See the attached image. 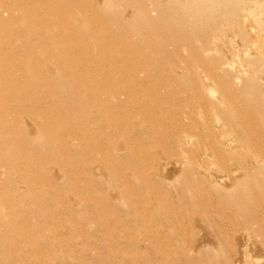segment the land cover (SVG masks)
<instances>
[{
    "label": "bare ground",
    "instance_id": "bare-ground-1",
    "mask_svg": "<svg viewBox=\"0 0 264 264\" xmlns=\"http://www.w3.org/2000/svg\"><path fill=\"white\" fill-rule=\"evenodd\" d=\"M102 75L139 93L133 108L143 117L133 124L141 135L148 123L171 130L176 157L157 154L162 161L140 181L120 167L137 163L124 140L79 142L100 132L99 113L125 107L119 94L101 97L89 85ZM17 79V88L0 87V264H154L87 254L84 245L55 252L63 222L69 232L74 223H102L72 221L88 206L116 225L123 212L128 221L155 218L173 229L197 225L188 261L264 264V0H0V82ZM167 83L176 84L173 94L158 91ZM90 103L94 111L83 114ZM162 107L169 122L156 113ZM53 111L59 118L51 122ZM101 144L110 149L102 160L62 161ZM75 170L85 175L70 181ZM78 182L98 190L91 202ZM135 186L147 192L146 217L132 205Z\"/></svg>",
    "mask_w": 264,
    "mask_h": 264
},
{
    "label": "rangeland",
    "instance_id": "rangeland-1",
    "mask_svg": "<svg viewBox=\"0 0 264 264\" xmlns=\"http://www.w3.org/2000/svg\"><path fill=\"white\" fill-rule=\"evenodd\" d=\"M19 22L20 20H16V24L18 26H19ZM65 47L63 46V48ZM6 64L10 66L9 70L13 73V75H15L18 70V65L16 64V61L10 60L7 61ZM18 81L19 79H17V83L15 82V80H12V82L6 81V83L1 81L0 87L17 88L19 87V85H22ZM105 82H106V78L104 77V75H102V76H98L95 79L93 78L90 79L89 85H92L93 87L96 88H100L98 90H100L101 97H106L110 94L117 93L120 95L121 100L125 102L124 109L123 108L118 109L117 107H115L109 110V111H113L112 112L113 114L115 113L119 114V116L116 118L111 112L108 113V109L99 113V115H101L103 118V120L101 121L105 120L107 122L108 120L110 121L118 120V123L120 125L119 129L114 131L109 130L108 128H105V125H107L105 121L102 122L103 124L100 121L98 124L100 126V132L98 131V129H96L94 134H92V136L88 133L84 134L83 137L79 135L80 137L79 136L78 137L81 138L82 141L79 140L78 141L80 143L85 144V142L90 143V142L100 141L102 138L103 139L105 138L106 140L109 141V143L112 144L114 142L116 143L120 141L119 139L124 140L127 147L131 151V156L134 158V160H136L137 163L133 164L132 167L129 166L127 167L125 165L123 167L122 166L120 167L122 168V171L127 169L129 171L134 172L135 176H138L139 177L138 179L140 181L141 179L146 178L147 176L145 175L146 174L148 175L155 168L157 161H162L165 159H171L176 157V154H174L175 152L171 148L173 144L169 139L171 130L168 127L159 129L157 127H154V123H148V125H145L146 128L144 127L145 128L144 133L141 135V133H139L140 131L136 130L135 127L136 125L134 124L136 122H139L143 116H141V114L137 111L138 109L133 108V106L135 107L137 105V101L139 99V93H137L136 91H131L134 90L135 88L132 87L129 89V86H127L125 82L122 81L120 82L118 81V83L116 84L110 83L109 85L106 84ZM174 86H176L175 83L163 84V86L158 87V91L161 93H165L166 89L168 90V88H170V90L172 91L168 90V92L173 94L172 92L176 91L175 89L173 90ZM77 88L87 90V86L85 85L82 86L81 84H77ZM90 88L92 87L90 86ZM128 89L131 92L130 96L126 94V92L128 93ZM177 94L180 95L181 93L177 92ZM59 95L62 96V94ZM131 96L133 97V99ZM166 98L168 99V97ZM125 99L128 100L129 103ZM44 107L50 109L52 108V105L50 104V102H47L46 104H44ZM81 109L82 110L80 111L83 114H85L86 109L89 112L94 111V108L91 107V103L88 104V107H84V108L82 107ZM156 110H157L156 113H159L161 117H164L165 122H169L170 119L172 118L169 113H166L164 111L163 107L157 108ZM48 118H50L49 121L51 122L56 121V119L59 118V113L53 111L48 116ZM133 119L135 120L137 119L136 122H133L134 121ZM99 148H100L99 152H95L91 154L88 147L83 145L80 153L72 156L69 160H65V159L63 160L62 158L61 159L62 161H72V162L73 161L93 162L96 154L97 155L100 154L98 159L102 160L103 153H105L107 156V154L110 153V149L105 144H101ZM157 154H159V156L161 154L163 159L157 156ZM158 157L159 159L162 160H159ZM55 158L56 157L49 159L50 161L48 162H50L49 163L50 165L51 164L53 165L55 164V162H57L54 161ZM111 163L109 164L112 165L113 163L112 164ZM79 172L80 170H75L70 175L67 174V176H69L70 178V181H73L75 177L85 175V173L81 172L80 174ZM137 187L139 186H135L134 189L132 187H129L128 191L130 192L129 189L132 190L130 192V196L132 197V205L139 206L140 208V209L138 208L139 211L140 210L143 211V213H140V215H144L148 213L147 210L150 211V209L144 210L145 207L143 209L142 207H140V205H142L148 200L146 196L147 192L144 189L135 190V188L138 189ZM76 188L78 189L77 191L80 194L84 195V197H88L90 202L91 199H93L92 198L93 194L97 193V192H93L94 191L93 189L95 188L93 189L89 187L87 188L83 183L80 184L79 182L77 183ZM138 212L135 213L138 214ZM121 215H122L121 218H123L124 222L122 221V223L116 225L115 223H109L110 219L108 216V212L106 210H100L95 208L92 209V206H88L84 210H80V211L75 210L73 212V216L71 217L72 221L74 220V222L76 218L80 216L88 217V218L91 217L93 218L97 216L102 221V223L97 224L93 220L91 222L87 221L85 223H74L72 227L73 228L75 227L74 228L75 231L69 232L67 230L68 228L63 222L62 223L63 227L61 226L60 228H58L60 234L59 237L60 240L63 241L62 244L63 246L62 245H61L62 247L56 246L55 247L56 251L55 250L54 251L62 254H71L70 250H74V252L77 253L79 252V245L80 246L84 245V247L86 248L85 252L86 253L88 252L87 254H90L91 252V254L101 255L103 257H108V258L114 257L113 255L124 254L130 257H137V259H142V260L144 258H147L149 260V263L153 262L154 264H156V262L161 260V258L163 259L168 258L170 260V264H213V261H210V259L206 261L201 259L188 261L191 257H193V256L190 257L188 255L189 253L188 249L193 247L194 240L196 238V233L194 230L195 229L199 230L197 225L191 226L188 222L185 221L182 222L180 226L175 227V229H173L172 226L164 222H159L155 218H153L152 220H148L147 222H143L138 214L139 217L136 221H128L130 216L129 214L123 212ZM209 215L212 216L213 219L215 220L218 217L217 213L214 211H211ZM60 220L65 221V217H63ZM89 223H91V225H89ZM158 226L159 228L162 227L160 231L159 228H157ZM83 231H86L87 234L85 235ZM156 232L158 233L155 234ZM69 242L71 249H66L67 247L66 244ZM46 254H52V250H47ZM143 263L144 262L139 261V263L137 264H143Z\"/></svg>",
    "mask_w": 264,
    "mask_h": 264
}]
</instances>
